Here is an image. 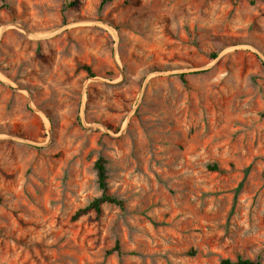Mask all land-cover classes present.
Instances as JSON below:
<instances>
[{
  "label": "rangeland",
  "instance_id": "374dc122",
  "mask_svg": "<svg viewBox=\"0 0 264 264\" xmlns=\"http://www.w3.org/2000/svg\"><path fill=\"white\" fill-rule=\"evenodd\" d=\"M69 4L0 0V264H264V0Z\"/></svg>",
  "mask_w": 264,
  "mask_h": 264
},
{
  "label": "trees",
  "instance_id": "16d2710c",
  "mask_svg": "<svg viewBox=\"0 0 264 264\" xmlns=\"http://www.w3.org/2000/svg\"><path fill=\"white\" fill-rule=\"evenodd\" d=\"M1 1H4V0H1ZM77 4H78V0H70L69 5L71 7H74ZM84 68L86 71L91 72L89 67H84ZM107 163L108 162L106 159L100 158L95 164V169L97 172V183H98V188L101 192V195L95 198L92 202H90L88 206L77 211L76 214L73 216L74 221L89 214L90 212H94L100 216L103 213V206L106 204H112V205H116V206L123 208L124 201L112 195L110 192ZM209 169L213 172H218L220 174L227 172L225 169L221 168L218 164L209 166ZM119 250H120V247L117 245L113 250L110 251V253L116 252ZM222 264H262V263L260 260L254 261V260H249V259L244 260L240 258L237 261L225 259L222 261Z\"/></svg>",
  "mask_w": 264,
  "mask_h": 264
}]
</instances>
